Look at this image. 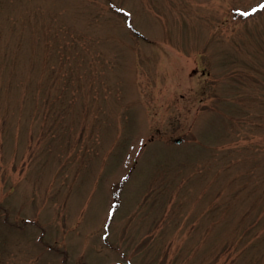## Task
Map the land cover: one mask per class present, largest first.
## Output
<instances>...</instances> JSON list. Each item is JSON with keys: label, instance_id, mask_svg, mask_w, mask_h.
<instances>
[{"label": "rangeland", "instance_id": "obj_1", "mask_svg": "<svg viewBox=\"0 0 264 264\" xmlns=\"http://www.w3.org/2000/svg\"><path fill=\"white\" fill-rule=\"evenodd\" d=\"M259 4L0 0V264H264Z\"/></svg>", "mask_w": 264, "mask_h": 264}, {"label": "snow or ice", "instance_id": "obj_2", "mask_svg": "<svg viewBox=\"0 0 264 264\" xmlns=\"http://www.w3.org/2000/svg\"><path fill=\"white\" fill-rule=\"evenodd\" d=\"M258 8H260V9H264V4H259L258 6H257ZM257 10V8H253L252 9V11H256ZM238 11H242L243 12V10L242 9H238ZM243 14H248V13H243Z\"/></svg>", "mask_w": 264, "mask_h": 264}]
</instances>
